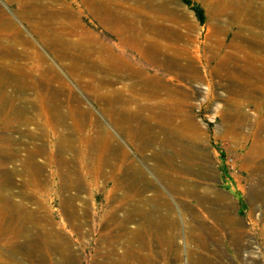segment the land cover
Here are the masks:
<instances>
[{
    "label": "rangeland",
    "instance_id": "rangeland-1",
    "mask_svg": "<svg viewBox=\"0 0 264 264\" xmlns=\"http://www.w3.org/2000/svg\"><path fill=\"white\" fill-rule=\"evenodd\" d=\"M187 1L0 0V264H264V0Z\"/></svg>",
    "mask_w": 264,
    "mask_h": 264
},
{
    "label": "bare ground",
    "instance_id": "bare-ground-1",
    "mask_svg": "<svg viewBox=\"0 0 264 264\" xmlns=\"http://www.w3.org/2000/svg\"><path fill=\"white\" fill-rule=\"evenodd\" d=\"M141 60V59H140ZM99 134V133H98ZM101 134V133H100ZM103 138V137H102ZM102 141V140H101ZM105 142V141H104ZM3 164V163H2ZM1 165V164H0ZM95 172H92V178H95ZM98 177V176H97ZM144 209L145 208H142L141 206L139 205H136V204H132L129 208V210L133 213H142L144 212ZM1 210V209H0ZM116 219V218H114ZM123 219H126V218H123ZM146 222L149 224V220H146ZM146 223V224H147ZM147 224V225H148ZM132 231V234L133 236H135L136 238H144L143 236L144 235H149L150 236V239H151V234L148 233V232H144L143 229L141 228H137L136 229L134 228ZM48 233V232H47ZM148 233V234H147ZM49 234V233H48ZM42 237V236H41ZM46 240L43 241L45 243V245H43L42 243L39 244V243H35L31 248L30 250H28L27 252V255L30 256V254L33 252V251H36L37 250V254L39 256H42V255H45L46 257H49L50 259V263L51 264H55L54 261L52 260V256L53 253L57 252L59 253L60 257L59 259L57 260L56 264L58 263H61V264H74L75 261H76V257L75 255L73 254V252L71 251V249L67 248V247H63L61 245H58V243L55 241V240H52L51 237L52 236H46ZM133 237V238H135ZM148 239V238H147ZM37 248V249H36ZM141 248V245L140 247ZM143 248V247H142ZM103 251V250H102ZM115 250H108V251H105L108 255L107 259H102V261H100L98 264H124L123 263V260L126 259L128 257V253L130 254L131 251H128L126 252L125 254H123V256H117V257H111L112 255H114ZM36 253V252H35ZM104 254V253H102ZM134 256V260L130 263V262H127L126 264H151V262H149V258L146 259L144 258L143 255H139L137 254L136 252L135 253H131ZM106 255V256H107ZM111 255V256H109ZM104 256V255H103ZM102 256V257H103ZM95 259V258H94ZM129 261V260H128ZM47 264V263H45Z\"/></svg>",
    "mask_w": 264,
    "mask_h": 264
},
{
    "label": "trees",
    "instance_id": "trees-1",
    "mask_svg": "<svg viewBox=\"0 0 264 264\" xmlns=\"http://www.w3.org/2000/svg\"><path fill=\"white\" fill-rule=\"evenodd\" d=\"M182 1L189 3L187 0H182ZM192 9L194 10V13H195L196 17H198V19H200V17H201V11L198 8H195L193 6H192Z\"/></svg>",
    "mask_w": 264,
    "mask_h": 264
}]
</instances>
